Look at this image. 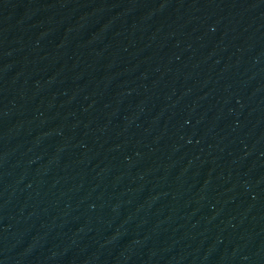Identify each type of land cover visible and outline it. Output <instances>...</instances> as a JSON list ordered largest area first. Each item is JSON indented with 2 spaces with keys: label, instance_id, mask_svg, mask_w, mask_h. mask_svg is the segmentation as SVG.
Wrapping results in <instances>:
<instances>
[{
  "label": "water",
  "instance_id": "obj_1",
  "mask_svg": "<svg viewBox=\"0 0 264 264\" xmlns=\"http://www.w3.org/2000/svg\"><path fill=\"white\" fill-rule=\"evenodd\" d=\"M0 264H264V0H0Z\"/></svg>",
  "mask_w": 264,
  "mask_h": 264
}]
</instances>
